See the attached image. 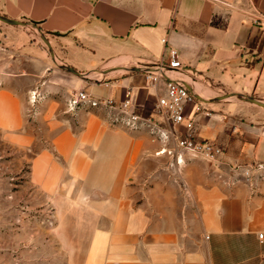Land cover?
<instances>
[{
    "label": "crops",
    "instance_id": "0c3cea01",
    "mask_svg": "<svg viewBox=\"0 0 264 264\" xmlns=\"http://www.w3.org/2000/svg\"><path fill=\"white\" fill-rule=\"evenodd\" d=\"M0 15L23 23L0 22V156L19 152L11 160L27 166L16 190L0 174V199L24 193L49 208L52 240L81 242L68 264H264V178L252 189L188 153L176 164L155 153L171 143L141 140L101 110L67 107L78 90L117 102L130 89L136 112L155 118L142 68L165 46L200 103L197 88L207 104L220 101L213 90L264 102V0H0ZM250 105L239 121L193 115L191 103L184 115L194 138L226 159L264 161V108ZM14 204L0 200V224Z\"/></svg>",
    "mask_w": 264,
    "mask_h": 264
},
{
    "label": "built area",
    "instance_id": "2783aa9c",
    "mask_svg": "<svg viewBox=\"0 0 264 264\" xmlns=\"http://www.w3.org/2000/svg\"><path fill=\"white\" fill-rule=\"evenodd\" d=\"M165 43V39L161 40ZM146 85L154 96L153 111L155 118L144 116L136 112L132 101V92L126 89L119 101L111 98H99L86 91L78 90L67 101V107L72 110L76 106H84L101 110L110 125L128 129H144L152 138L163 145L172 144L169 149L161 148L155 153L165 152L173 157L176 164L181 163V153H188L193 157L211 162L218 170H225L232 175L231 182H244L252 189L264 178V161L240 163L226 159L221 146L208 140L195 139L191 130L194 118L185 117L186 104H192L193 115L201 112V103L197 101L187 89L190 75L178 58L177 51L169 46L159 59L149 66L142 68ZM38 96L32 91L31 101ZM178 126L182 130H178ZM261 238L262 234H257Z\"/></svg>",
    "mask_w": 264,
    "mask_h": 264
},
{
    "label": "rangeland",
    "instance_id": "374dc122",
    "mask_svg": "<svg viewBox=\"0 0 264 264\" xmlns=\"http://www.w3.org/2000/svg\"><path fill=\"white\" fill-rule=\"evenodd\" d=\"M33 40L39 41L46 47L42 37L31 29H29ZM44 38V37H43ZM46 40V39H45ZM115 68H106L103 70H97L105 73ZM129 70V69H127ZM100 75L89 78L91 83L96 82ZM101 78V77H100ZM145 79V76H144ZM146 80V79H145ZM101 81H103L101 79ZM212 92V91H211ZM226 94L225 92L214 91L209 97H218L219 95ZM230 96L215 103L201 102V114L209 116L210 114L223 112L225 116L230 114V118L235 117V121H239L238 116L245 115L249 108H256L251 103L246 102L234 94L227 93ZM216 97L214 99H216ZM213 100V99H212ZM239 109H237V107ZM250 111V110H249ZM248 116V115H247ZM243 120V119H242ZM229 124V125H228ZM228 129H225V133L228 136V140L232 139L230 133V126L232 123H227ZM119 127V126H117ZM125 129V128H124ZM127 131L133 132L136 137H140L141 140H156L144 129H128ZM0 147H2L0 145ZM19 152L10 153V155L0 156V174L3 178V184H10L11 190L20 188L24 184L26 179L25 171L27 170L26 163L23 161L11 160L12 157H17ZM6 156V157H5ZM1 184V182H0ZM15 189V190H16ZM5 196L0 199L14 201V208H5L3 217L9 218L10 223L0 224V264H68L70 259L67 256L69 249H77L81 247L79 242H60L52 240L51 229L54 228L52 224L51 210L48 208H41L38 205L32 206L26 202V194L7 191ZM38 224H42L41 226ZM16 233V241H12L8 238V233ZM31 233V236L25 237L24 234Z\"/></svg>",
    "mask_w": 264,
    "mask_h": 264
},
{
    "label": "water",
    "instance_id": "95a60500",
    "mask_svg": "<svg viewBox=\"0 0 264 264\" xmlns=\"http://www.w3.org/2000/svg\"><path fill=\"white\" fill-rule=\"evenodd\" d=\"M0 22L2 23H5V24H9V25H23L22 22L18 21V20H13V19H9V18H6L5 16H2L0 15ZM42 40L44 41L45 45L47 46V48L49 47V44L48 42L45 40V38L42 37ZM53 55V54H52ZM63 70L71 73V74H74L76 76H79L80 78H83V79H87V74H82V73H79L77 71H75L74 69L70 68L69 66H65V65H61L60 66ZM139 68L137 67H132V68H129L130 71H137ZM101 73H105V70L102 71ZM187 89L190 91V87L187 86ZM230 95L229 94H222L218 97H216V99L214 100H222V99H225L227 97H229ZM195 97L203 102H206L207 100L203 99V98H200L198 95H195ZM240 97L241 99L245 100L246 102L248 103H251V104H254V105H257L261 108H264V102L259 100V99H256L252 96H244V95H240L238 96Z\"/></svg>",
    "mask_w": 264,
    "mask_h": 264
},
{
    "label": "bare ground",
    "instance_id": "6f19581e",
    "mask_svg": "<svg viewBox=\"0 0 264 264\" xmlns=\"http://www.w3.org/2000/svg\"><path fill=\"white\" fill-rule=\"evenodd\" d=\"M200 92H202V90L201 89H199V88H197ZM195 91H196V93H198V95L199 96H201L202 98H204V96L199 92V91H197L196 89H195Z\"/></svg>",
    "mask_w": 264,
    "mask_h": 264
}]
</instances>
